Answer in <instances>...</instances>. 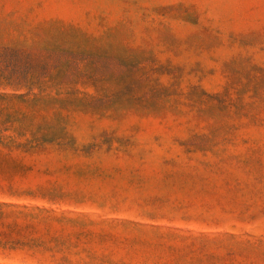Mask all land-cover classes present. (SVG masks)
<instances>
[{
    "label": "rangeland",
    "instance_id": "rangeland-1",
    "mask_svg": "<svg viewBox=\"0 0 264 264\" xmlns=\"http://www.w3.org/2000/svg\"><path fill=\"white\" fill-rule=\"evenodd\" d=\"M2 47L0 264H264V0H0Z\"/></svg>",
    "mask_w": 264,
    "mask_h": 264
},
{
    "label": "trees",
    "instance_id": "trees-1",
    "mask_svg": "<svg viewBox=\"0 0 264 264\" xmlns=\"http://www.w3.org/2000/svg\"><path fill=\"white\" fill-rule=\"evenodd\" d=\"M24 51L9 47L0 48V149L5 151H22L25 148L33 149L36 141L34 137L31 140L22 141L25 137L24 130L14 125L11 117L7 115V105L10 100L23 98L18 95L26 86L27 75L23 73L21 60L24 59ZM10 90V92H6ZM12 132V134H9ZM26 133V131H25Z\"/></svg>",
    "mask_w": 264,
    "mask_h": 264
}]
</instances>
